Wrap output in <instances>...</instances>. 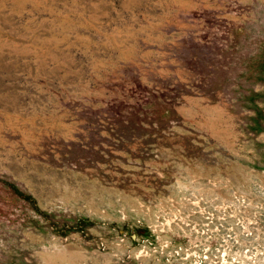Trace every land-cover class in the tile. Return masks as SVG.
Listing matches in <instances>:
<instances>
[{
  "label": "rangeland",
  "instance_id": "rangeland-1",
  "mask_svg": "<svg viewBox=\"0 0 264 264\" xmlns=\"http://www.w3.org/2000/svg\"><path fill=\"white\" fill-rule=\"evenodd\" d=\"M0 264H264V0H0Z\"/></svg>",
  "mask_w": 264,
  "mask_h": 264
}]
</instances>
